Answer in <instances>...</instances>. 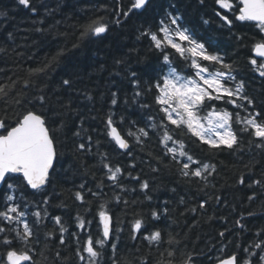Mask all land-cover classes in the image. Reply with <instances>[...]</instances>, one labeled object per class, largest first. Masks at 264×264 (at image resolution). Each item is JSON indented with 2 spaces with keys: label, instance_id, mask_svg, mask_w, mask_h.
<instances>
[{
  "label": "snow or ice",
  "instance_id": "obj_1",
  "mask_svg": "<svg viewBox=\"0 0 264 264\" xmlns=\"http://www.w3.org/2000/svg\"><path fill=\"white\" fill-rule=\"evenodd\" d=\"M18 5L37 14V8L33 0H17ZM203 4L204 0H200ZM220 9L231 12L234 7L238 15L235 19L241 22H256L264 31V0H216ZM154 0H131L130 6L125 10L117 0L112 7V15L92 17L77 25L79 33L72 48H81L86 40L92 37L103 38L110 35L116 28L126 26V22L133 13L142 14L152 8ZM174 7V5L172 6ZM105 13L108 8L104 9ZM50 14V13H47ZM0 15H6L0 13ZM216 15L224 26L231 28L232 20L227 14L217 12ZM38 25L44 24V20L35 21ZM208 23L207 20L204 21ZM35 31L43 33L44 28L36 27ZM136 39H147L150 50L161 53L162 63L155 74L150 77L153 81L149 87L142 84L148 82L142 80L143 69L131 68L128 61L122 56L115 61L116 65L123 66L115 75L124 74L129 81L132 95L122 96L120 89L110 91V106L102 117H99L102 125V135L108 143L119 153L133 156L134 146L142 150L152 139L156 137L160 145V154L149 152L157 166H148L152 172L158 173L161 169L176 166V171L189 183L198 184L199 190L215 187L212 178L217 174L216 164L202 160L189 151L188 143L182 137L191 136L212 152L227 151L237 154L239 159L251 152L253 148L264 155V113L257 109L256 101L246 91L245 82L237 80V66L229 62L213 46L211 40L202 42L198 31L190 28L184 22V17L173 11H165L163 18L158 20L157 27L138 30ZM9 39H14L13 34H8ZM171 49L184 61L188 71L178 68L168 51ZM7 52V49L0 48ZM67 49L57 52L51 61L45 60L37 68L28 69L23 82L24 89H35L32 96H26L23 92H16L19 81L9 78L7 84L0 85V101L5 104L11 102L17 111L15 120L8 122L6 116H0V188L4 189V202L0 210V264H38L34 258L44 256L38 251V246L43 243L49 252L50 241H55L58 246L67 247L71 237L74 241V253L78 264H149L148 260L130 259L126 255L118 254L119 233L123 231L117 222L113 224V213L109 204H123L125 209L130 203H138L137 200L129 201L124 194L136 192L137 187L142 192L144 200L151 202L152 188L147 179H142L140 174L133 173L137 168L135 162L127 168L115 165L111 162L109 153L101 150V140L93 139L92 132L85 126L88 117L79 119V127L72 132L74 141V153L83 162L86 155H94L98 158L99 167L103 170V176L96 179L95 173H91L96 180L94 187H89L86 182H80L67 192L78 208H83L84 213L92 211V204L97 205V215L102 229H98L96 238L91 234L92 221L79 211L74 217L76 228L83 233L85 239L81 241L80 233L69 232V228L60 215L50 217L49 206L51 196L49 188L53 185L52 177L55 175V164L58 161V148L56 137L49 125V112L52 106V97L45 88L36 81L42 79L49 69L60 63V58ZM253 51L257 57L262 58L258 63L256 59L250 60V65L258 75L264 78V39L253 45ZM19 55V53L17 54ZM166 69V71H165ZM73 71L70 69L67 75L61 79V87L67 91H74ZM156 90L155 103L159 105L158 114L150 111L152 105L143 97L146 92ZM85 98L93 101L94 97L85 92ZM220 101L230 104L235 111L217 109L211 102ZM56 103L65 111L80 116L79 110L73 108L72 100H62L56 97ZM129 107L146 110L143 126L136 120L126 118L125 112ZM98 117L92 116L95 120ZM127 119V126L126 124ZM237 127H233V125ZM63 126V125H62ZM247 136V140H245ZM95 149V151H94ZM258 161L253 156L244 164L249 173L254 172ZM86 168V174L89 172ZM143 172V169L140 170ZM138 182L137 187H128L123 180ZM105 180L111 182L105 184ZM238 184L247 188H259L260 195H264V172L260 178L251 180L246 184L245 177H238ZM105 187L110 189L111 195L105 192ZM23 189H30L33 197L39 195V200L27 199ZM175 191V189H173ZM55 189H53V194ZM214 199L217 204L221 202L219 195L205 197L195 207L188 211L201 214L207 211L209 201ZM251 202L257 199V193L253 192L247 197ZM103 201V202H101ZM181 197L180 203H184ZM167 205L168 201H164ZM61 207H67L62 204ZM169 209H152L150 217L159 221L167 218ZM255 213L249 212L248 216ZM131 225V239L139 237L146 241L149 252L155 248L159 255L155 264H201L203 251L195 247L188 249L179 247L182 243L170 232H164L160 228L151 230L147 235L142 229L145 222L142 214H138ZM31 218V219H30ZM49 219L52 227H48ZM211 219V218H210ZM243 214L235 220V225L241 231H247V224ZM41 229H44L43 240ZM226 231H219L218 237L227 240V243L215 244L209 247L214 249L211 257L212 264H264V228H260L254 234V239L241 248L239 243L227 239ZM17 242L22 248L17 247ZM166 245V247H165ZM229 245L236 251L225 255ZM164 256V259L160 257ZM61 260V251H54V259L51 264H58Z\"/></svg>",
  "mask_w": 264,
  "mask_h": 264
},
{
  "label": "trees",
  "instance_id": "obj_2",
  "mask_svg": "<svg viewBox=\"0 0 264 264\" xmlns=\"http://www.w3.org/2000/svg\"><path fill=\"white\" fill-rule=\"evenodd\" d=\"M116 2L117 0H33V5L37 8V14L34 15L24 6L18 5L17 0H0V13L6 14L0 15V48L7 49V52L0 51V85L7 84L11 78L19 81L16 92L32 96L35 92L34 88L30 90L23 88L28 69L39 67L45 60L51 61L57 52L67 49L60 58V63L50 68L46 76L36 81L52 97L49 125L56 137L58 148V161L55 164V175L52 177L53 185L49 188L50 217L60 215L68 226L69 232L80 233L74 221L79 211L86 216V219L92 221L90 231L94 238L98 236V229H102L96 203L92 204L90 213H84L83 208H78L67 192V189L73 188L80 182H86L89 187H94L96 180L93 179L91 173H95L97 180L103 176V170L99 167L96 156L86 155L82 162L78 154L74 153L75 138L72 132L79 127L81 117H88L85 126L90 131L96 130L92 132L93 139L98 137L101 140V150L109 153L111 162L125 168L135 162L137 168L132 170L134 175L140 174L142 179H147L152 188V201H145L142 192L137 187L138 182L125 179L123 183L130 188L137 187V191L125 193L124 196L129 201L137 200L138 203H130L126 209L123 204H109L113 213V224L118 222L123 228L117 242L118 254L126 255L132 260L140 258V260H148L149 264H155L159 255L156 249L153 248L150 253L146 241H142L139 237L135 241L131 239V225L136 218H140L138 214H142L145 222V228L142 231L145 235L155 228L170 232L182 242L179 247L184 248L187 245L188 249L195 247L198 251H203L201 264H212L209 257L212 256L214 249L209 246L215 244L219 247L220 243H227V240H221L218 237L219 231L227 229V239L232 240L233 244L239 243L242 248L254 239L257 230L264 228V195L259 194V188L250 189L237 182L241 174L244 175L246 184L253 179L260 178L261 173L264 172V155L253 148L251 152L241 154L243 159H239L237 154L227 151L212 152L206 146L199 144L194 137H182L187 141L189 151L195 156L217 166V174L212 178V184L215 187L210 186L200 191V186L195 182H187L176 171L174 165L168 168L159 165L161 170L158 173L151 171L148 166L149 162L152 166L157 165L148 153L158 155L161 151L155 136L148 141L143 150L134 146L135 160H133L132 157L119 153L108 143L106 137L102 135L103 125L99 117H102L110 106L109 90L119 88L122 96L132 95L131 86L124 78V74L119 76L114 74L123 67L115 63L120 57L123 56L131 68L144 70L141 78L148 83L142 84L143 87H149L153 82L150 77L155 74L154 70L159 69L162 54L150 50L147 39L138 41L136 36L139 34L138 30L142 28L151 27L154 30L165 11H173L182 15L185 24L198 31L202 42L211 40L213 46L227 61L235 63L238 73L237 80L245 82L247 94L254 98L257 109L264 113V78L260 77L250 65L251 59H256L258 63L261 61L255 57L253 45L264 39V31L257 23L236 20L235 16L238 15L236 7L228 12L220 9L216 0H204L203 4L200 0H154L153 7L146 12L133 13L125 27L116 28L110 35L103 38L92 37L86 40L81 48L73 49L72 45L76 42L79 33L77 25L95 16L107 15L110 18L111 9ZM119 2L125 10L131 4V0H119ZM236 4L238 5V0ZM106 7L108 8L107 13L104 11ZM217 12L228 15L232 20L231 28L223 25L216 15ZM40 19L44 20V24L35 23ZM205 20L208 21L207 24L204 23ZM36 27L44 28L45 31L37 32ZM9 33L13 34L14 39L8 38ZM168 51L176 66L185 72L188 71L185 62L180 60L171 49ZM70 69L74 73V91L71 92L63 89L60 84L61 79ZM85 92L91 94L94 100L88 101L84 96ZM57 96H61L63 101L71 98L73 108L79 110L80 116L62 109L56 103ZM155 96L156 90L153 88L143 97L147 103L152 105L147 111L153 115H157L159 109V105L155 103ZM211 103L218 110L235 111L230 104L225 102L213 101ZM14 109L15 105L11 102L5 104L0 101V116H6L9 123L15 120L18 110L14 111ZM145 111L129 107L124 114L126 118L136 120L137 124L143 126ZM92 116L98 118L93 120ZM125 126H127V119ZM233 127L237 126L234 124ZM253 156L258 163L254 172L249 173L244 168V164ZM86 168L90 170L87 174ZM141 169L143 172L140 171ZM110 183L105 180V184ZM53 189H55L54 194ZM23 191L29 200L40 199L39 195L33 197L30 189H23ZM104 191L111 195L109 188L105 187ZM253 192L257 193V199L250 202L247 197ZM4 195V189L1 188L0 210H2ZM213 195L220 196L219 204L211 199L207 211L203 214L199 209L196 213L188 211L200 200ZM181 197L184 198V203H180ZM164 201H168V204L165 205ZM62 204H66L67 207H61ZM163 207L169 209L168 217L159 221L151 219L150 211L152 209L161 210ZM249 212L255 215L249 217ZM241 214L245 217L242 222L247 224L248 229L244 232H241L235 225V220L239 219ZM48 227H52L50 219ZM43 232L44 229H41L42 240ZM66 238L69 240L67 247L58 246L55 241H50L49 247L53 249L52 252L45 249L41 243L38 251L43 252L44 256L34 257L38 264H51L57 248L61 251V260L58 264H78L73 250L74 241L67 235ZM80 239L81 241L85 239L83 233H80ZM16 246L22 248L19 242ZM0 251H3L2 245H0ZM232 251L236 249L229 245L225 255Z\"/></svg>",
  "mask_w": 264,
  "mask_h": 264
},
{
  "label": "water",
  "instance_id": "obj_3",
  "mask_svg": "<svg viewBox=\"0 0 264 264\" xmlns=\"http://www.w3.org/2000/svg\"><path fill=\"white\" fill-rule=\"evenodd\" d=\"M251 22H252V21H251ZM254 23H256V22H254ZM254 55H255V52H254ZM255 57H256V58H259V59H262V58H260V57H257L256 55H255ZM0 189H1V188H0Z\"/></svg>",
  "mask_w": 264,
  "mask_h": 264
}]
</instances>
